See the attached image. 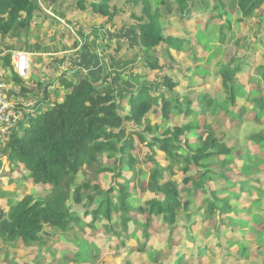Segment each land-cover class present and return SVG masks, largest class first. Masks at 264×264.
<instances>
[{"label": "trees", "instance_id": "trees-1", "mask_svg": "<svg viewBox=\"0 0 264 264\" xmlns=\"http://www.w3.org/2000/svg\"><path fill=\"white\" fill-rule=\"evenodd\" d=\"M169 1L171 0L124 1V9L131 6L129 18L139 39L145 66L149 72L159 69L162 73L157 89L150 84L140 83L137 90L117 99L114 89H101L82 71L66 73L61 78H72L76 83H66L65 87L71 91L64 100L61 103L55 101L53 107L38 111L27 125H20L12 133L3 153L11 164L19 163L24 166L28 172L25 174L26 178L51 189L44 198L36 199L33 194H26L16 204L11 202L7 211L0 207V240L4 243L22 241L26 246H33L43 243L42 238L46 235L72 236L69 232L72 223L84 228L87 225L96 227L99 221L104 222L108 233L115 239L119 240L123 236L124 239H129L130 225L134 219L136 225L133 232L141 227V235L147 238L155 217L169 229L168 247L172 248L176 227L181 225L191 229L195 223L193 209H204V218L216 217L217 220L232 210L228 201L231 196H222L234 191L236 185L232 183L227 187L219 186L210 190V196L200 205L185 199L191 198L200 189L206 191V182L213 178L216 180L217 174L228 179L225 172L231 171L233 161L230 158L221 159L223 162L220 161L221 164L216 167H222L220 170L208 169L211 160L232 155L236 151L237 148L228 146L226 135L219 137L216 130L209 129L207 136L199 135L195 138L196 145H192L191 139L186 137L193 132L191 124L186 123L182 127L173 125L165 129L153 124L151 118L158 112L167 119H170L172 113L190 118L206 109H212L215 113L223 111L230 116L236 132L247 120L248 114H253L256 122L263 123L264 66L257 70L261 84L251 82L257 75H248L247 83H243L241 78L245 74V64L256 66L257 63H264V53L261 55L254 45L249 44L248 56L236 63L233 62L235 56H231V63L217 64L211 78L213 92L203 90L196 96L193 92L179 94L181 83L177 87L178 82L163 71L158 48L164 45L168 49L181 50L191 41L192 33L187 29L185 36L176 32L174 26H178L180 22H169L166 8ZM172 1L180 10L178 17L186 22L192 21L196 12L202 14L209 9L207 2L200 7L196 0ZM213 1V6L221 8V14H214L213 10L206 15L203 30L208 33L213 20L227 15L226 21L216 29L220 42L242 39L245 35L242 24L248 23L246 19L257 20L254 23L259 29L264 27V0ZM44 2L61 18L71 22L69 12L58 10L60 0ZM74 6V9L83 13L90 11L94 16L104 17L106 21L120 12L119 5L113 0L111 3L110 0H76ZM38 11L47 18L55 19L38 0H0V39L27 35ZM233 17L241 26L242 32H234L231 23ZM57 19L60 24L59 16ZM180 31L183 32L182 29ZM80 35L85 39L88 37L84 32ZM250 37L264 45V32L261 34V30L255 32L251 29ZM77 45L78 42L75 46ZM105 46L107 50L120 51L119 44L107 43ZM1 60L10 82L20 83L21 95H27L30 89L14 72L11 52L1 55ZM198 70L209 77L206 67L199 66ZM108 79L105 76L103 81L107 82ZM135 80L136 83L141 81L137 75ZM216 81L220 82V90L215 89ZM162 87H166L170 93L165 94ZM43 98V101L47 100L45 94ZM122 102L126 103L123 108L120 107V103L124 104ZM248 139L255 144H262L264 130L258 134L252 133ZM138 147L146 149L144 159L139 154H134ZM158 151L163 152L168 160L167 164L156 159ZM105 156L112 159L114 164H104ZM202 168L207 170L203 172L200 170ZM192 169L194 175L200 176H192ZM180 170L185 174L184 187L174 179ZM107 172H111L112 180L111 187L105 190L96 182L100 175ZM121 177H124V182H118ZM239 185L241 190L246 189V183ZM138 194L147 199L137 198ZM71 200L83 205L84 216H90L91 222H85L84 218L81 219L78 213L70 209ZM94 203H98L95 208ZM134 212L143 216L142 220L133 216ZM114 215L118 216L115 221ZM219 225L220 223L217 224L218 230ZM137 235L134 233L132 237L138 238ZM84 243L85 240H82L80 252L84 254V251H92ZM166 253V250L159 253L156 261H160L157 264H182L183 257L176 258V262L165 263L167 258L161 259L160 256H165ZM167 257V260L173 258L171 254ZM57 263L65 264L62 261ZM124 264L133 262L128 259Z\"/></svg>", "mask_w": 264, "mask_h": 264}, {"label": "rangeland", "instance_id": "rangeland-1", "mask_svg": "<svg viewBox=\"0 0 264 264\" xmlns=\"http://www.w3.org/2000/svg\"><path fill=\"white\" fill-rule=\"evenodd\" d=\"M38 1L55 19L47 18L38 11L33 27L27 35L0 39V53L29 51L32 53L33 67L36 65L35 58L39 55L44 56L48 75L58 67L59 71L63 70L64 72L67 70L84 71L101 89H114L117 99L121 98L123 94L124 96L129 94L134 89L137 90L140 83L150 84L157 89L162 80V73L159 69L149 72L145 66L144 56L139 48V39L129 18L131 6L126 5L127 7L124 9L125 0H113L119 5L120 12L113 19H107L109 22L104 17L90 14V11L85 14L83 11L74 9L76 0H60L59 7L57 6L58 10L69 12L72 23L61 18L56 11H53L52 7H48L44 0ZM111 2L112 0H110ZM203 2H207L209 9H206V13L202 14L196 12L193 20H188L189 22L178 17L180 10L174 1L171 0L166 4L169 22L174 20L180 22L177 24L178 26H174L176 32L185 36L187 29L192 33L191 41L186 43L181 50L168 49L164 45L158 48V57L164 66L163 71L178 82L177 87L181 83L179 94L193 92L196 96L203 90L213 92L211 78L217 64L219 62L231 63V56H235L234 63L248 56L249 44L254 45L255 50L261 52V55L264 53V45L250 37L251 29L255 32L261 30L262 34L264 27L257 28L254 23L257 20L252 21V18L246 19L247 24H242L245 35L239 40L219 41L216 29L223 21H226L227 15L221 19L213 20L207 30L208 33H205L203 30L206 22L205 15H209L213 10L214 14H221V8L213 6V0H203ZM58 16L60 24L57 22ZM262 16L264 17V11ZM235 20L236 18L233 17L231 23L237 34L242 30ZM181 29L183 32L180 31ZM81 32L87 34V39L81 37ZM77 42L78 45L75 46ZM107 43L119 44L120 51L105 49ZM199 66L207 68L209 77L204 75L203 71L198 70ZM263 66L264 63L261 65L257 63L256 66L245 64L242 82H248V75H257L255 79H251V82L258 85L260 73L257 70ZM135 75L141 80L140 82H135ZM105 76L109 78L107 82L103 81ZM60 86L59 81L58 87ZM162 88L165 94L170 93L167 92L166 87ZM215 89H221L220 82L216 81ZM62 94L63 91L61 94L59 93V96ZM125 106L126 103H120L121 108ZM246 118L247 120L237 132L230 121V116L223 111L215 113L212 109H206L199 115H193L190 118L183 114L172 113L170 119H167L159 112L151 118L153 124L165 127V129L173 125L182 127L186 123L191 124L193 132L188 133L186 137L191 139L192 145L197 143L195 138L202 134L207 136V130L212 129L216 130L219 137L226 135L229 147L237 148L232 155L211 160V165L208 168L218 171L222 168H216L223 162L221 159L230 158L233 161L230 166L231 171L225 172L228 179L221 178L217 174L215 175L216 180L213 178L206 182V191L200 189L191 198H185L200 205L207 196H210V190L219 186L227 187L231 183L236 185L234 191L231 192V190L229 195H222L231 196L228 201L232 210L221 216L220 220H217L216 217L206 219L204 218V209H193L195 223L191 229L181 225L176 227L172 248L168 247L170 244L169 229L155 217H153L154 220L149 230L150 235L147 238L145 235H141V227L133 232L136 225L135 219L130 225L129 239H124L123 236L119 240L108 233L103 221L97 222L96 227L87 225L84 228L74 226L75 223H72L69 230L73 234L72 236L46 235L42 238L43 243L33 246H26L22 241L6 244L0 240V264H58V261L65 262V264H124L128 259L133 264H157L160 260L156 261V257L163 250L168 253L165 256L161 255V259L163 257L169 259L167 256L173 255V258L166 259L165 263L174 260L176 262V258L183 257L182 264H264V141L262 144H255L248 139L252 133L258 134L264 130V116L263 123L256 122L253 114L246 115ZM134 154H139L144 159L146 149L138 147ZM156 159L163 164L168 162L161 151H158ZM104 164L111 166L114 161L105 156ZM19 168L12 169L11 172L2 171L3 173L0 174V204H3L5 209L9 206L8 201L14 204L18 202L19 199L14 200L17 196L22 199L26 194H33L36 199L44 198L51 189L49 186L35 184L31 178H26L25 174L28 173L26 169ZM200 170L204 172L207 169ZM193 173L194 169L190 171V174L194 177L200 176ZM184 175L180 170V173L174 177L181 187H184ZM5 176L10 177V180L6 182L8 178ZM111 180L112 174L107 172L100 175L96 183L108 190L111 187ZM118 182H124V177L119 178ZM242 182L247 184L245 190L240 188L239 184ZM4 186L7 189L12 187V189L3 191ZM4 193L9 194L11 198H2ZM131 193L135 194L133 191ZM137 198L147 199L141 194H138ZM69 206L74 213L79 214L81 219L84 218L85 222H91L90 216L87 218L84 216L85 208L82 204H76L71 200ZM96 206L98 203H94L93 208ZM133 216L138 217L139 220L143 218L137 212H134ZM117 218L118 216L114 215L113 220L115 221ZM218 223H220L219 230L217 229ZM134 233L138 234V238L132 237ZM82 240H85L84 244L89 245L92 251H84V254L80 252ZM145 244L146 246H144Z\"/></svg>", "mask_w": 264, "mask_h": 264}, {"label": "built area", "instance_id": "built-area-1", "mask_svg": "<svg viewBox=\"0 0 264 264\" xmlns=\"http://www.w3.org/2000/svg\"><path fill=\"white\" fill-rule=\"evenodd\" d=\"M11 65L20 79L24 81L30 78L32 56L29 52H14L11 55ZM9 82V75L3 67L0 55V164L8 159L3 148L12 133L20 125H27L38 109L46 110L55 105L52 102L45 103L36 95H21L22 85Z\"/></svg>", "mask_w": 264, "mask_h": 264}, {"label": "crops", "instance_id": "crops-1", "mask_svg": "<svg viewBox=\"0 0 264 264\" xmlns=\"http://www.w3.org/2000/svg\"><path fill=\"white\" fill-rule=\"evenodd\" d=\"M203 0H196V4L198 6H202L203 5ZM86 14V13H85ZM206 16V15H205ZM99 17V16H98ZM103 19V18H102ZM16 52V51H11V55ZM27 52V51H26ZM29 52V51H28ZM5 53V52H4ZM4 53H0V55H3ZM9 53V52H8ZM30 53V52H29ZM6 54V53H5ZM32 56V53H30ZM36 65L35 67H33L32 73H31V77L29 80L24 81L26 86L29 87V91L28 94H35L40 96L41 98H43L44 94L47 97V100L45 103L49 104L48 102H62L66 96L67 93H69L71 91V89L66 88V83H76L75 81L72 80V78H61V76L66 73H77L80 71H69L67 70L66 72H64L63 70H58V68L53 69V72L48 75V70L45 68L46 67V59L44 58V56H37L36 58ZM50 68L52 69V67L50 66ZM61 69V66H60ZM83 73L87 74L89 77L90 75L84 71H82ZM91 78V77H90ZM57 81V84H56ZM60 81L61 86L58 87V83ZM63 91V94L59 96V93L61 94ZM58 98V99H55ZM45 99V98H43ZM9 163V164H8ZM19 165V166H18ZM20 167V168H19ZM25 169L23 165L19 164V163H14V164H10V161L7 159L6 161L2 162L0 164V174H2V171H9L11 172L12 169ZM25 173V172H24ZM8 177V176H7ZM1 180V179H0ZM10 177H8V179L6 180L9 181ZM3 191H7V190H11V188L7 189V187H3ZM2 198L8 199L11 198V196L7 193H4V195L1 196ZM20 199V197H16L14 198V200H18ZM9 204L11 203L10 201H8ZM1 209L7 211L6 209H9V206L5 209L3 204H0ZM172 255V254H171ZM173 256V255H172Z\"/></svg>", "mask_w": 264, "mask_h": 264}, {"label": "clouds", "instance_id": "clouds-1", "mask_svg": "<svg viewBox=\"0 0 264 264\" xmlns=\"http://www.w3.org/2000/svg\"><path fill=\"white\" fill-rule=\"evenodd\" d=\"M32 70H33V64H32ZM14 72H15V71H14ZM31 73H32V71H31ZM30 77H31V75H30ZM29 79H30V78H29ZM29 79H28V80H29ZM24 81H27V80H24ZM32 95H34V94H32ZM36 96H38V95H36ZM39 97H40V96H39ZM42 99H43V98H42ZM44 102H45V101H44ZM48 103H51V102H48ZM52 103H54V102H52ZM54 104H55V103H54ZM46 110H47V109H46ZM38 111H44V110H42V109H38L37 112H38ZM37 112H36V113H37ZM34 116H35V115H34Z\"/></svg>", "mask_w": 264, "mask_h": 264}, {"label": "water", "instance_id": "water-1", "mask_svg": "<svg viewBox=\"0 0 264 264\" xmlns=\"http://www.w3.org/2000/svg\"><path fill=\"white\" fill-rule=\"evenodd\" d=\"M77 72V71H76Z\"/></svg>", "mask_w": 264, "mask_h": 264}]
</instances>
